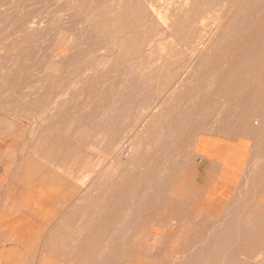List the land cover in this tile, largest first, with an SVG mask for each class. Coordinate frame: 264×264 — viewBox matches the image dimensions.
<instances>
[{
	"label": "rangeland",
	"instance_id": "obj_1",
	"mask_svg": "<svg viewBox=\"0 0 264 264\" xmlns=\"http://www.w3.org/2000/svg\"><path fill=\"white\" fill-rule=\"evenodd\" d=\"M215 1L0 0V80L6 78L4 81H0V96H2V98L0 97V177L2 178L0 181V199L4 200L0 211L3 212L2 214L5 213L6 216L1 221L3 228L9 233L12 240L17 241L16 245L9 244L2 247L0 255H3L14 246L17 250L24 249V251L31 252L35 256L34 261H36L38 256L39 259L43 255L52 256L55 248L62 247L58 243H66L68 245V240H66L67 242L61 241L60 237L69 233H75L80 226H84L85 218L81 219L78 211L84 207L82 200H88L91 197L89 193H94L92 191L94 187H97L99 195L112 188L115 190V195H111L110 200H105V203L102 202L108 214L103 213L97 221V223L101 222V224L103 222L106 226L112 224L113 226L110 225V227L112 226L111 229H106L108 230L107 233L115 232L118 220L121 217L123 219L125 216L126 205L127 207L131 205L129 203L130 200H139L146 192L148 194L149 189H152L151 183L154 180L149 175H145V171H148V169L152 170V178L158 176L157 172L154 173V171L163 167L165 156L163 154L165 151L162 150L169 147L173 141H176L174 151H177L179 161V164L176 166L177 175H183L179 178V181L177 180V183L179 186L182 187L184 185L188 189H190L189 186L194 187L195 185L197 187L193 190H196V193H188L183 197V200L186 201L184 207L189 208L191 214L199 212L203 216L211 218V222L219 220L225 215L227 207L233 201L229 199L238 191L237 184L243 178V173L245 171L249 172L253 167L259 166L260 162L264 159V133L261 132L254 135L247 133L244 128L246 127L245 122L240 126H237L234 122L237 121L239 116H235L233 119L232 116H226L224 120L228 118L234 120L233 123H226L227 125L217 123L218 118L215 117H217L222 107V102L226 101V99L222 98V102L219 105H216L217 102H215L216 106H213L214 98H219L217 91L220 86H223V91L226 90L228 99H233L235 96L244 99V106L239 110L240 112L248 111V107L251 104L258 105L260 112L262 110L264 112V39L262 40L264 37V17L262 12L258 15L260 10L257 9L259 7L255 6L257 3H261L259 2L260 0L255 2V7L251 8L246 18H242L243 20L235 19L236 16L240 15L241 12L239 11H242L240 6H235V0ZM217 2L219 3L217 4ZM131 6H134V8ZM200 9L203 11L201 12ZM249 13L251 15L252 13H257L256 16L255 14L252 16L254 20L256 18L255 23L251 22ZM197 14L200 15L198 16ZM249 17L250 19H248ZM90 21L93 22L91 23ZM234 25L238 30L241 28L239 32L237 30L238 34L236 33V36H244L245 39L243 37L237 40H234V37L222 39L226 31L229 32L231 29H235ZM94 31H98L97 35ZM86 34L90 35V38H87ZM93 34L98 38L96 36L93 38ZM95 41H99L100 43L98 42L97 44ZM235 43L246 44V49L234 47L228 49V52H225L226 48L225 50L224 48L221 49V47L215 49V46ZM101 44L104 45L102 46ZM99 46H101V49L98 50ZM105 46L106 50L104 51ZM110 51L111 56L108 55ZM213 51L215 54H210L214 53ZM101 55L106 56L101 57ZM99 57L109 61L106 62L104 60L107 63L104 64V62H100L101 59ZM203 58L204 61L202 62ZM94 60L95 63L93 62ZM97 60L98 63L100 62V65L96 62ZM227 61L230 62L228 63ZM101 63L105 65L104 69ZM97 65H99L98 70L96 69ZM198 65L201 66L199 67ZM88 67L89 69H87ZM117 67L119 68L116 69ZM128 67L134 72L133 75L137 76L138 79L134 76L135 81H130L133 75L131 73V77L129 76L128 73L130 72H127ZM196 67L197 69H195ZM94 68L98 73L95 72ZM211 69H215L216 73L218 72L217 81L222 85L220 84L218 88H213L212 92L209 91L204 94L205 90H202V88L206 89L208 87L205 85H208L207 81L210 79L208 73H213ZM216 69L218 70L216 71ZM113 70L115 71L114 73ZM125 71L129 77L124 73ZM12 72L13 74H11ZM231 72H235V74L232 76ZM84 73L85 75L86 73L88 74L86 75V79L84 78ZM142 74L145 76H142ZM230 75L232 78L228 77ZM125 77L127 78V82L131 83L130 85L126 83ZM78 78L81 79L76 80ZM199 78H202L200 80L203 81H200ZM136 80L139 81L138 84ZM223 81L224 83H222ZM257 82L263 83L262 90H259L255 86ZM40 83L44 84V87ZM126 85H129L130 89ZM118 86L120 87L118 88ZM137 86L138 90H136ZM146 86L147 88H145ZM239 86L242 88L240 89ZM121 87L123 89L122 93ZM125 87L127 88L126 90ZM143 88L146 90H143ZM183 89L185 90L183 91ZM63 90L67 92L65 93ZM256 90L259 95H257ZM61 91L65 94H58ZM118 92L120 93L119 96H117ZM147 92L149 93L148 95ZM158 93L159 95L157 96ZM197 93L199 94L198 98ZM1 94H4V96ZM50 95L51 97H49ZM139 95L142 97L136 100V97ZM151 95L155 104L151 102ZM154 96H157V100H155ZM122 97L126 98L125 103L120 99ZM175 97L178 99L176 100ZM18 98L22 100L20 101ZM62 98H66L67 100ZM190 98L194 102L188 103L187 106L194 108L196 101H198L194 110L197 109L200 117L195 119L197 116L194 115V122L192 119H183L184 117L181 119L179 117L177 118L178 120L176 119L177 123L173 121L170 125V119H167L168 112L170 110L172 113L176 111L175 115L179 116L183 108L187 111V107L185 106L181 105L178 108V102L180 100L184 102V100L188 99L191 101ZM200 98L203 100L201 101ZM217 98L216 101L218 100ZM7 99L13 100V102ZM118 99L122 105L119 106L120 109L115 104V102L118 104ZM134 99L136 100V104ZM231 101L234 103L233 100ZM30 102L34 103L31 104ZM149 102L154 106H151ZM139 106L142 107L140 108ZM113 107L114 110L119 109L120 111L112 110ZM211 107L213 108L211 109ZM54 108H56V112ZM101 108L104 113L101 112ZM148 108H151V110H148ZM58 109L64 110L61 112ZM254 110L251 109V111ZM97 111L99 114L95 113ZM111 111H113L112 115L114 117L111 116ZM93 112L95 115L91 116L93 114L90 115V113ZM53 114L56 115L54 116ZM240 114L238 113V115ZM94 117L95 119H93ZM115 117L117 119L116 124ZM90 118L92 120H89ZM72 119L74 120L73 124H71ZM161 124L162 126H160ZM59 125L63 126H60L56 130ZM155 125L158 126L154 130ZM167 125L172 130L171 132L166 127ZM185 125L187 126L184 129L183 126ZM64 126L65 130L63 132ZM176 126L177 128L180 127L179 130ZM95 127L99 128L95 129ZM163 127L168 131L163 130ZM66 128L70 129L68 130L69 133L66 131ZM85 128H87V131ZM157 130L159 131L156 132ZM65 131L67 134H65ZM88 133L89 139H87ZM162 133L164 134L161 135ZM84 134L86 136H83ZM109 134L110 136H108ZM158 134L166 141L162 140L161 136L159 137L161 139L158 140L155 137V135L159 136ZM153 136L156 138L155 141ZM156 143L159 145L155 146ZM136 145H140V149L146 155L144 156V161H146L144 164L141 162V167L134 168L135 171H132L133 173L130 172L126 177L120 178L124 167L118 166L120 165L119 160H126L131 156V152H134ZM90 146H92V149ZM118 146L120 148L117 150ZM100 150H102V153L99 152ZM86 155L88 156L87 158ZM195 159L197 161L193 163ZM156 161L158 162L156 163ZM153 166L155 167L153 168ZM107 170H109V173L106 172ZM112 170L113 172L114 170L119 172L116 173V176L112 179L113 181L107 182L108 184L105 188L102 185L103 189L100 185L102 181H107V175ZM105 172L106 177L103 175ZM140 174L141 176H139ZM136 176H139V180L134 182ZM105 178L106 180H104ZM182 178L183 182L181 183ZM123 182L127 183L125 185L126 189L136 191L133 197H127L129 199L124 197L123 199L122 195L118 194ZM202 188L204 194L199 191ZM100 189L102 192H100ZM258 195H261L263 199L259 200L257 196H254V198L248 197L247 199L249 200H241L242 205L244 204L243 210H245L244 212L242 210L244 215L239 211L228 213L231 218L233 217V221L238 219L242 221L247 220L248 211L255 203L259 201L264 202V189H260ZM165 199L167 200L166 195L159 198V200ZM116 200H123L122 205L125 208L112 207L113 204H116ZM158 208L166 209L169 208V205L162 203ZM101 209L102 207L98 211ZM89 210L94 212L96 209L92 207ZM160 213L164 216L167 214V211H161ZM70 223L73 225L75 223V226L72 225L69 228L71 226ZM175 227L176 225H174L172 230L176 229ZM168 231L163 227L155 225L143 231L145 234L147 232L152 234L147 236V238H152L155 234L164 236V242L157 248V251L161 254L164 253V255L167 254L166 256L173 254V247H171L173 237L167 235ZM97 232H101L99 228L92 230V233L99 237ZM13 234H15L14 238L11 236ZM55 241H58L57 244ZM99 244V240H94L93 247H90L89 251H94L96 248L94 246ZM74 247L80 249L82 245L74 243ZM252 247L255 248L256 252L254 250L252 252L255 253L250 252L249 255L254 254L255 258L250 259L249 262L257 264L263 261L264 242L262 245L260 244L256 247L247 246L248 249ZM180 253H178V256L183 255ZM56 259L57 263L64 260L60 256L56 257ZM155 259L140 257L137 258L136 263L166 264L164 260L159 261ZM0 264L8 263L2 261L0 258ZM24 264L29 263L26 262Z\"/></svg>",
	"mask_w": 264,
	"mask_h": 264
},
{
	"label": "bare ground",
	"instance_id": "obj_2",
	"mask_svg": "<svg viewBox=\"0 0 264 264\" xmlns=\"http://www.w3.org/2000/svg\"><path fill=\"white\" fill-rule=\"evenodd\" d=\"M209 1V0H208ZM216 1H218V0H216ZM215 1V2H216ZM231 1V0H230ZM201 2V1H200ZM255 2H257V0H235V2H234V4H235V6L236 7H239L240 6V9L242 10V11H239V12H241L240 13V15H238V16H236V18L235 19H241V20H243L244 18H246V16H247V13L251 10V8H254L255 6H257V7H259V8H257V9H259L260 11L258 12V10L256 9V11L258 12V15H259V13L260 12H262L263 13V17H264V0H260L259 2H261V3H257V5H255ZM205 3V2H204ZM219 2H217V4H218ZM230 3V2H229ZM201 4V3H200ZM215 4V3H214ZM143 5V4H142ZM220 5H222V4H220ZM231 5H232V3H231ZM255 5V6H254ZM259 5V6H258ZM113 6V5H112ZM121 6V5H120ZM128 6V5H127ZM135 6V5H134ZM134 6H131V7H133L134 8ZM203 6H205V4H203ZM202 6V7H203ZM213 6V5H212ZM110 7V6H109ZM126 7V6H125ZM206 7V6H205ZM208 7V6H207ZM99 8V7H98ZM132 8V9H133ZM105 9V8H104ZM225 9V8H224ZM224 9H223V12H224ZM226 9H227V7H226ZM228 9H229V7H228ZM106 10H108V9H106ZM105 10V11H106ZM126 10V9H125ZM138 10V9H137ZM143 10H145V9H143ZM102 11V10H101ZM104 11V12H105ZM129 11V10H128ZM148 11V10H147ZM200 11H201V9H200ZM203 11V10H202ZM201 11V12H202ZM222 12V13H223ZM227 12V11H226ZM225 12V13H226ZM239 12H238V14H239ZM255 12V11H254ZM97 13H98V11H97ZM96 13V14H97ZM128 13H130V12H128ZM133 13V12H132ZM136 13V12H135ZM134 13V14H135ZM197 13V12H196ZM203 14H204V12H203ZM250 14V13H249ZM255 13H252V15L250 14V17H251V22L252 23H255L256 22V18H255V20L253 19V15H254ZM257 14V13H256ZM256 14H255V16H256ZM104 15V14H103ZM112 15V14H111ZM131 15H133V14H131ZM198 16L200 15V14H197ZM235 15V14H234ZM135 16V15H134ZM224 16H225V14H224ZM117 17V16H116ZM133 17V16H132ZM231 17V16H230ZM250 17L248 18V19H250ZM96 18V17H95ZM99 18V17H98ZM243 18V19H242ZM100 19H101V17H100ZM116 19V18H115ZM219 19V18H218ZM230 19V18H229ZM93 20V19H92ZM221 20V19H220ZM219 20V21H220ZM240 20V21H241ZM98 21V20H97ZM96 21V22H97ZM119 21H120V19H119ZM239 21V22H240ZM91 22V21H90ZM89 22V23H90ZM93 22V21H92ZM91 22V23H92ZM110 22H112V21H110ZM118 22V21H117ZM237 22V21H236ZM235 22V23H236ZM242 23H243V21H241ZM109 23V22H108ZM107 23V24H108ZM179 23V22H178ZM177 23V24H178ZM232 23V22H231ZM230 23V24H231ZM264 23V22H263ZM174 24V23H173ZM176 24V23H175ZM218 24V23H217ZM240 24V23H239ZM252 25V24H251ZM107 26V25H106ZM229 26V25H228ZM237 26V25H236ZM234 27H235V25H234ZM233 27V28H234ZM252 27H253V25H252ZM255 27V26H254ZM251 28V27H250ZM109 29V28H108ZM125 29V28H124ZM226 29H228V28H226ZM229 29H231V28H229ZM240 29L241 28H239V30L235 27V29H231L229 32L228 31H226V33H225V35L222 37V39H227V38H229L230 39V37H234V40H237V39H242V37H243V39H245V37L244 36H242V37H239L238 35L236 36V33H237V30H238V32L240 31ZM246 29V28H245ZM89 30V29H88ZM90 30H92V29H90ZM100 30V29H99ZM105 30V29H104ZM126 30H127V27H126ZM125 30V31H126ZM223 30V29H222ZM246 30H248V29H246ZM93 31V30H92ZM91 31V33H93ZM123 31V30H122ZM245 31V30H244ZM88 32H90V31H88ZM96 31H94V33H95ZM98 32V31H97ZM97 32H96V35H97ZM248 32V31H247ZM87 33V32H86ZM222 34V33H221ZM238 34V33H237ZM94 35V34H93ZM96 35H94V36H92L93 38H95V36ZM86 36H87V38L90 36H88L87 34H86ZM85 36V37H86ZM221 36V35H220ZM116 37V36H115ZM90 38V37H89ZM92 38V39H93ZM96 38H98L97 36H96ZM117 38V37H116ZM86 39V38H85ZM91 39V40H92ZM264 39V37L262 38V40ZM88 41H90V40H88ZM224 41V40H223ZM232 41H233V39H232ZM239 41V40H238ZM97 42V44H98V42L99 41H95V43ZM105 42V41H104ZM229 42V41H228ZM247 42V41H246ZM245 42V43H246ZM87 43V42H86ZM94 43V42H93ZM92 43V44H93ZM100 43V42H99ZM219 43V42H218ZM217 43V44H218ZM84 44V43H83ZM96 44V45H97ZM105 44V43H104ZM104 44H101L102 46L104 45ZM107 44H109V43H107ZM225 44V43H224ZM95 45V44H94ZM215 46V45H214ZM101 46H99L98 47V50L99 49H101L100 48ZM218 47H221V49H223L224 48V50H225V48H226V51L225 52H228L229 50L228 49H231V48H239V49H246V44H238V43H235V44H228V45H222V46H215V49H217ZM107 49H108V47H107ZM249 49H250V47H249ZM106 50V46H105V49H104V51ZM110 50V49H109ZM108 51V50H107ZM216 51H218V50H216ZM14 52H16V51H14ZM206 52V51H205ZM214 52V51H213ZM219 52V51H218ZM221 52V51H220ZM233 52V51H232ZM232 52H230V53H232ZM249 52V51H248ZM261 52V51H260ZM115 53V52H114ZM129 53V52H128ZM131 53V52H130ZM222 53V52H221ZM133 54V53H132ZM210 54H215V52L214 53H210ZM209 54V55H210ZM227 54V53H226ZM108 55H110L111 56V51H110V54H108ZM222 55V54H221ZM230 55V54H229ZM106 56V55H105ZM105 56H102L101 55V57H105ZM204 56V55H203ZM209 57V56H208ZM231 57V56H230ZM71 58V57H70ZM100 58V57H99ZM114 58V57H113ZM115 58H116V56H115ZM229 58V57H228ZM239 58V57H238ZM254 58H256V57H254ZM253 58V60L255 61V59ZM101 59V58H100ZM106 59H109V58H106ZM226 59V58H225ZM230 59V58H229ZM229 59H227V60H229ZM14 60V59H13ZM13 60H11V61H13ZM59 60H61V59H59ZM69 60V59H68ZM99 60V59H98ZM98 60L96 61L97 63H98ZM101 60H103V61H101ZM100 60V62H104V64H107V63H105V58H102ZM105 60V61H104ZM113 60V59H112ZM117 60H118V58H117ZM143 60V59H142ZM200 60V59H199ZM245 60V59H244ZM15 61V60H14ZM58 61V60H57ZM109 60H107L106 62H108ZM204 61V58L202 59V62ZM226 61V60H225ZM230 61H231V59H230ZM229 61V62H230ZM252 61V60H251ZM59 62V61H58ZM57 62V63H58ZM62 62V61H61ZM76 62V61H75ZM94 63H95V60L93 61ZM99 62V63H100ZM200 62V61H199ZM228 62V61H227ZM228 62V63H229ZM243 62V61H242ZM60 63V62H59ZM58 63V64H59ZM65 63H67L66 61H65ZM64 63V64H65ZM98 63V64H99ZM101 63V64H102ZM114 63V62H113ZM145 63V62H144ZM143 63V64H144ZM206 63V62H205ZM209 63H210V61H209ZM209 63H208V65H209ZM224 63V62H223ZM228 63H227V66H228ZM249 63H250V61H249ZM15 64V63H14ZM75 64V63H74ZM240 64H241V62H240ZM12 65H13V62H12ZM59 65H61V64H59ZM100 65V64H99ZM99 65H97L98 67H96V69L97 68H99ZM103 65V64H102ZM110 65V64H109ZM202 65V64H201ZM200 65V66H201ZM205 65V64H204ZM225 65H226V63H225ZM1 66V65H0ZM92 66H95V65H92ZM104 66L105 65H103V69H104ZM119 67H121L120 65H118ZM136 66V65H135ZM141 66V65H140ZM199 66V65H198ZM199 66V67H200ZM9 67V66H8ZM7 67V68H8ZM119 67H117L116 69H118ZM133 67V66H132ZM213 67V66H212ZM226 67V66H225ZM224 67V68H225ZM6 68V69H7ZM92 68V67H91ZM130 70H129V69ZM127 69L129 70H127V72H130V73H128L129 74V76L131 75V73H132V75L134 74V72H132L131 71V68L130 67H128ZM220 68H221V66H220ZM87 69H89V67L87 68ZM95 68H94V70H95V72L96 73H98V69L96 70ZM101 69V68H100ZM115 69V70H116ZM138 69V68H137ZM142 69V68H141ZM195 69H197V67L195 68ZM200 69V68H199ZM93 70V69H92ZM91 70V71H92ZM121 70V69H120ZM119 70V71H120ZM212 70V69H211ZM215 70V69H214ZM214 70H212L213 71V73L212 74H210V73H208L210 76H208L210 79H209V81H207V83H208V85L206 84L205 86H208V87H206V89L205 88H202V90H205L204 91V94H205V92H209V91H213L212 89L213 88H218L219 87V85L221 84H219V81H217V77H218V75H217V73L214 71ZM218 69H216V71H217ZM222 70V69H221ZM103 71V70H102ZM101 71V72H102ZM116 71H118V70H116ZM203 71H204V69H203ZM222 71H224V70H222ZM240 71V70H239ZM115 71L113 70V73H114ZM138 72V71H137ZM211 72V71H210ZM254 72V71H253ZM9 73H10V71H9ZM15 73V72H14ZM94 73V72H93ZM99 73H100V70H99ZM125 74H126V71L124 72ZM123 73V74H124ZM136 73V72H135ZM193 73H195V71H193ZM193 73H191V74H193ZM197 73H198V71H197ZM232 73V72H231ZM230 73V74H231ZM256 73V72H255ZM7 74V73H6ZM11 74H13V72L11 73ZM128 74H126L127 76H128ZM219 74H221V73H219ZM233 74H235V72L234 73H232V76H233ZM238 74V73H237ZM5 75V74H4ZM9 75V74H8ZM86 75H88L87 73H86ZM86 75H85V73H84V78L86 79L87 77H86ZM125 75V76H126ZM249 75V74H248ZM251 75V74H250ZM3 76V75H2ZM126 76V77H127ZM128 76V77H129ZM134 76L135 75H133V78L131 77V80L130 79H128V80H130V81H132V80H134ZM142 76H145V75H143L142 74ZM197 76H198V74H197ZM83 77V76H82ZM125 77V78H126ZM136 78H137V76H135ZM188 77V76H187ZM229 78H232L231 77V75L230 76H228ZM40 78V77H39ZM203 78V77H202ZM202 78H199V80L200 79H202ZM237 78V77H236ZM235 78V79H236ZM6 79V78H5ZM4 79V80H5ZM37 79V78H36ZM35 79V80H36ZM79 79H81V78H78V79H76V80H79ZM83 79V78H82ZM124 79V78H123ZM138 79V78H137ZM184 79H186V78H184ZM183 79V80H184ZM241 79V78H240ZM240 79H239V82H240ZM2 80V79H1ZM0 80V81H1ZM4 80H2V81H4ZM182 80V81H183ZM193 80V79H192ZM191 80V81H192ZM224 80H226V79H224ZM227 80H228V78H227ZM226 80V81H227ZM123 81V80H122ZM126 83H129V81L127 82V78H126ZM135 81V80H134ZM133 81V82H134ZM137 81V80H136ZM200 81H203V80H200ZM205 81V82H206ZM225 81V82H226ZM231 81V80H230ZM7 82V81H6ZM8 82H9V80H8ZM36 82V81H35ZM35 82H33V83H35ZM75 82V81H74ZM138 82L139 81H137V84H138ZM141 83H143L142 81H140ZM237 82V81H236ZM246 82V81H245ZM42 83H44L45 84V82H43L42 81ZM194 83V82H193ZM198 83H200V82H198ZM222 83H224V81L222 82ZM248 83H249V81H248ZM36 84V83H35ZM37 84H38V82H37ZM41 84V83H40ZM44 84H41L43 87H44ZM74 84V83H73ZM125 84V83H124ZM131 83H129V85H130ZM135 84H136V82H135ZM140 84V83H139ZM229 84V83H228ZM237 84V83H236ZM244 84V83H243ZM40 85V86H41ZM47 85H48V83H47ZM46 85V86H47ZM54 85V84H53ZM74 85H77V84H74ZM129 85H126V86H128L129 87ZM183 85V84H182ZM203 85H204V83H203ZM222 85V84H221ZM241 85V84H240ZM3 86V85H2ZM36 86V85H35ZM78 86H79V84H78ZM124 86V85H123ZM122 86V87H123ZM132 86V85H131ZM133 86H136V85H133ZM140 86V85H139ZM198 86V85H197ZM232 86V85H231ZM255 86H257L258 87V89L259 90H262V87H263V83L262 82H257V85H255ZM80 87V86H79ZM78 87V88H79ZM117 87V86H116ZM120 86H118V88H119ZM122 87H121V89H122ZM180 87H181V85H180ZM191 87V86H190ZM235 88H237L236 86H234ZM240 87V86H239ZM246 87H247V84H246ZM53 88V87H52ZM68 88V87H67ZM72 88H73V86H72ZM82 88V87H81ZM132 88V90L133 91H135L134 89H133V87H131ZM145 88H147V86L145 87ZM145 88H143V90L145 89ZM175 88V87H174ZM196 88V87H195ZM209 88H211V89H209ZM242 87H240V89H241ZM0 89H1V85H0ZM37 89H39V88H37ZM74 89V88H73ZM73 89H72V91H73ZM120 89V90H121ZM127 88L125 87V90H126ZM128 89H130V87L128 88ZM142 89V88H141ZM173 89V88H172ZM187 89V88H186ZM193 89V88H192ZM233 90H234V88H232ZM43 90V89H42ZM41 90V91H42ZM49 90V89H48ZM67 90V89H66ZM69 90V89H68ZM75 90V89H74ZM136 90H138V86H137V89ZM146 90V89H145ZM164 90V89H163ZM185 89H183V91H184ZM194 90V89H193ZM224 90V87L223 86H220L219 88H218V91H217V93L219 94V98H217L218 100L216 101V98H214L215 99V101H214V104H213V106H216V105H219V103H221L222 102V98H224V99H226V101H223L222 102V107H221V109L219 110V112H218V115H217V117H215V118H218V120H217V123H220L221 125H222V123H224L225 125H227L226 123H233V121L234 120H230L231 118H228L227 120H224V118L226 117V116H232V119L235 117V116H239L238 118H237V121H234L235 123H236V125L237 126H240L241 124H243V122H245L246 123V127H244L245 128V131L247 132V133H252L253 135L254 134H260L261 132H263L264 133V112H260V110H259V108H258V105L257 106H255V104H251V106H252V108H251V106H249L248 107V111L246 110L245 112H240L239 110L241 109V108H243V106H244V99L242 98V97H237V96H235L233 99H228V96H227V93H226V90L225 91H223ZM230 90H231V88H230ZM236 90V89H235ZM237 90H238V88H237ZM39 91V90H38ZM64 91V90H63ZM129 91V90H128ZM127 91V92H128ZM141 92H142V90H140ZM139 91V92H140ZM147 91H148V89H147ZM179 91H180V89H179ZM201 91V90H200ZM214 91H216V90H214ZM240 91H242V90H240ZM257 91V90H256ZM37 92V91H36ZM36 92H34L35 94H36ZM62 92V91H61ZM58 93V94H62L63 95V93L65 92H62V93ZM67 92V91H66ZM65 92V93H66ZM78 92V91H77ZM123 92V89L121 90V93ZM140 92V93H141ZM149 92H151V91H149ZM154 92V91H153ZM230 92V91H229ZM239 92V91H238ZM261 92V91H260ZM64 93V94H65ZM130 93V92H129ZM138 93V92H137ZM145 93H146V91H145ZM145 93H144V95H145ZM155 93V92H154ZM159 93H160V91H159ZM159 93L157 94V96L159 95ZM177 93H178V91H177ZM233 93V92H232ZM241 93V92H240ZM7 94V93H6ZM5 94V95H6ZM69 94V93H68ZM68 94H66V95H68ZM119 92H118V94H117V96H119ZM134 94V93H133ZM132 94V95H133ZM149 93L147 92V95H148ZM151 94V93H150ZM194 94V93H193ZM198 94V93H197ZM199 94H200V92H199ZM199 94L197 95V98H198V96H199ZM237 94V93H236ZM1 95H3L4 96V94H1ZM34 95V94H33ZM74 95V94H73ZM102 95V94H101ZM128 95V94H127ZM141 95H143V94H141ZM154 95V94H153ZM238 95V94H237ZM241 95V94H240ZM253 95V94H252ZM257 95H259V93H258V91H257ZM12 96H13V94H12ZM59 96V95H58ZM57 96V97H58ZM69 96H70V94H69ZM77 96H79V95H77ZM116 96V95H115ZM115 96H113V97H115ZM129 96V95H128ZM156 96V97H157ZM176 96H177V94H176ZM179 96V95H178ZM182 96V95H181ZM1 98H2V96H0ZM15 97V96H14ZM29 97V96H28ZM48 97V96H47ZM46 97V98H47ZM49 97H51V95L49 96ZM68 97V96H67ZM109 97V96H108ZM125 97H127V96H125ZM130 97V96H129ZM132 97V96H131ZM140 97H142V96H138V97H136V100H138L137 98H140ZM151 97H152V95H151ZM156 97L154 96V98H155V100H157L156 99ZM194 97H195V95H194ZM193 97V98H194ZM13 98V97H12ZM60 98V97H59ZM73 98V97H72ZM135 98V97H134ZM163 98V97H162ZM192 98V97H191ZM191 98H190V100H191ZM202 98V97H201ZM200 98V100L202 101L203 99H201ZM9 99H10V97H9ZM9 99H7V100H9ZM18 99H20V98H18ZM24 99H26V98H24ZM48 99V98H47ZM56 99H58V98H56ZM62 99H66V98H62ZM62 99H60V100H62ZM82 99V98H81ZM120 99H122V102H124L125 101V99L122 97V98H120ZM124 99V100H123ZM170 99V98H169ZM174 99V98H173ZM175 99H176V97H175ZM178 99V98H177ZM176 99V100H177ZM196 99V98H195ZM255 99V98H254ZM15 100V99H14ZM22 99H20V101H21ZM35 100V99H34ZM67 100V99H66ZM72 100V99H71ZM107 100V99H106ZM128 100V99H127ZM132 100H133V97H132ZM136 100L134 99V102H135V104H136ZM152 100V101H151ZM150 101L152 102V103H154L153 102V97H152V99H151ZM184 100V99H183ZM231 100H233V102L234 103H232V101ZM9 101H12L13 102V100H9ZM62 101H65V100H62ZM62 101H61V103H62ZM193 100H191V101H189V99L188 100H184V102H182V100H180L179 102H178V105H179V107L178 108H180V106L182 105V106H185V107H187V111H185L184 109L185 108H183V110L179 113V116H176L175 115V110H176V108H175V112L174 113H172V111L170 112H168L169 114H167V119H170V125H171V123L173 122V121H176V123H177V118H179V117H181V119H182V117H184L183 119H192L193 120V122H194V120L195 119H198V117H200L199 115V113L197 112V109L196 110H194L195 109V106H197V102L198 101H196V105L194 106V108H191L190 106H187V104L188 103H193L192 102ZM200 101V102H201ZM7 102V101H6ZM56 102H57V100H56ZM71 103H72V101H70ZM103 103H104V101H102ZM113 102V101H112ZM111 102V103H112ZM156 102V101H155ZM170 102V101H169ZM173 102V101H172ZM215 102H217V104L215 105ZM9 103H11V102H9ZM31 104H33L32 102H30ZM125 103V102H124ZM131 103H132V101H131ZM142 103V102H141ZM150 103V102H149ZM190 103V104H191ZM64 104H66V103H64ZM115 104H116V106L119 108V106L121 105V103H119V99H118V104L115 102ZM114 104V105H115ZM151 104V103H150ZM155 104V103H154ZM167 104V103H166ZM173 104H174V102H173ZM173 104H172V106H173ZM59 105V104H58ZM133 105H134V103H133ZM139 105V104H138ZM146 105H148V104H146ZM168 105V104H167ZM28 106H29V104H28ZM122 106V105H121ZM130 106V105H129ZM151 106H154L153 104H151ZM174 106H175V104H174ZM173 106V107H174ZM260 106V105H259ZM59 107V106H58ZM140 108L142 107V106H139ZM138 107V108H139ZM146 107V106H145ZM193 107V106H192ZM204 107H205V105H204ZM203 107V108H204ZM60 108V107H59ZM64 108H65V106H64ZM98 108H100V107H98ZM130 108H132V107H130ZM139 108V109H140ZM156 108H157V106H156ZM191 108V109H190ZM213 107H211V109H212ZM97 109V108H96ZM120 109V108H119ZM119 109H117V110H119ZM135 109V108H134ZM174 109V108H173ZM172 109V110H173ZM251 109H255L254 111H251ZM264 109V108H263ZM54 110H55V112H56V108H54ZM53 110V111H54ZM58 110H61V109H58ZM62 110H64V109H62ZM62 110H61V112H62ZM98 110V109H97ZM112 110H114V107H113V109ZM117 110H114V111H117ZM144 110V109H143ZM147 110V109H146ZM145 110V111H146ZM148 110H151V108L149 109L148 108ZM153 110V109H152ZM160 110V109H159ZM163 110V109H162ZM201 110V109H200ZM214 110V109H213ZM258 110V111H257ZM99 111H100V109H99ZM120 111V110H119ZM203 111V110H202ZM209 111V110H208ZM212 111V110H211ZM44 112V111H43ZM49 112H50V110H49ZM59 112V111H58ZM101 112L102 113H104V111L102 110V108H101ZM109 112V111H108ZM112 113H111V116H113L112 114H113V111H111ZM163 112V111H162ZM166 112V113H167ZM85 113V112H84ZM83 113V114H84ZM95 113H98V111L97 112H95ZM101 113V114H102ZM119 113V112H118ZM161 113V112H160ZM213 113V112H212ZM238 113H241L240 115H238ZM57 114V113H56ZM56 114H53L54 116L56 115ZM61 114V113H60ZM82 114V113H81ZM91 114H93V115H91ZM99 114V113H98ZM97 114V116H99ZM158 114V113H157ZM162 114V113H161ZM177 114V113H176ZM209 114V113H208ZM210 114H211V112H210ZM224 114V115H223ZM40 116H41V114H39ZM38 115V116H39ZM90 115L91 116H94L95 114H94V112L93 113H90ZM107 115V114H106ZM166 115V114H165ZM197 116V117H195V119H193V116ZM206 115V114H205ZM212 115V114H211ZM96 116V117H97ZM103 116V115H102ZM117 116V115H116ZM147 116V115H146ZM153 116V115H152ZM58 117H59V115H58ZM100 118H101V116H99ZM114 117V116H113ZM144 117V116H143ZM210 117V116H209ZM78 118V117H77ZM98 118V117H97ZM96 118V119H97ZM142 118V117H141ZM156 118V117H155ZM82 119H83V117H82ZM93 119H95V117L93 118ZM108 119L110 120V118L108 117ZM112 119H114V118H112ZM123 119H125V118H123ZM172 119V120H171ZM177 119V120H176ZM201 119V118H200ZM89 120H92V118H90ZM98 120V119H97ZM109 120H108V122H109ZM116 117H115V124H116ZM144 120V119H143ZM145 120H146V117H145ZM213 120H215V119H213ZM72 122H74V120L72 119L71 120V124H73ZM163 122H164V120H163ZM179 122H180V120H179ZM89 123V122H88ZM94 123H95V120H94ZM106 123V122H105ZM153 123H155V122H153ZM162 123V122H161ZM167 123V122H166ZM168 123V124H169ZM185 123H187V122H185ZM216 122H215V124H217ZM70 124V123H69ZM75 124V123H74ZM102 124V123H101ZM143 124V123H142ZM151 124V123H150ZM174 124H175V122H174ZM197 124H198V120H197ZM215 124H213L214 126H217V125H215ZM76 125V124H75ZM110 125H112V124H110ZM159 125V124H158ZM157 125V126H158ZM169 125V126H170ZM176 125V124H175ZM180 125V124H179ZM60 126L61 125H59V127L58 128H56V130L57 129H59L60 128ZM63 126V125H62ZM61 126V127H62ZM68 126V125H67ZM97 126V125H96ZM107 126V125H106ZM117 126V125H116ZM151 126V125H150ZM156 126V125H155ZM157 126L156 127H154V130H155V128H157ZM160 126H162V124L160 125ZM187 125H185V126H183L184 127V129H185V127H186ZM210 126V125H209ZM208 126V127H209ZM166 127H168V125L166 126ZM188 127H190V126H188ZM218 127V126H217ZM65 128V126L63 127V132H64V129ZM69 128V127H68ZM68 128H66L67 130L66 131H68V130H70V129H68ZM70 128H71V126H70ZM97 127H95V129H96ZM99 128V127H98ZM97 128V129H98ZM106 128V127H105ZM112 128H114V127H112ZM152 128V127H151ZM159 128H162V127H159ZM165 127H163V130H165L164 129ZM176 128H177V126H176ZM179 128L180 127H178L177 129L179 130ZM84 129V128H83ZM87 128H85V130H86ZM170 129V127H168V130ZM177 129H176V132H177ZM183 129V128H182ZM191 129V128H190ZM213 129V128H212ZM211 129V130H212ZM214 129H215V127H214ZM218 129V128H217ZM80 130V129H79ZM81 130H82V128H81ZM115 130H117L116 128H115ZM159 130H161V129H159ZM159 130H157L156 132H158ZM167 130V129H166ZM165 130V131H166ZM167 130V131H168ZM229 130V129H228ZM237 130V129H236ZM236 130H234V131H236ZM60 131V130H59ZM62 131H60V132H62ZM65 131V132H66ZM87 131V130H86ZM104 131H106V130H104ZM172 130L170 129V131L169 132H171ZM188 131V130H187ZM213 131V130H212ZM71 132V131H70ZM79 132H81V131H79ZM78 132V133H79ZM89 132V131H88ZM93 132V131H92ZM113 132H115V131H113ZM180 132V131H179ZM211 132V131H210ZM45 133V132H44ZM68 133H69V131H68ZM85 133V132H84ZM160 133V132H159ZM183 133H184V131H183ZM188 133H190V131H188ZM65 134H67V132L65 133ZM80 134V133H79ZM91 134V133H90ZM104 134V133H103ZM115 134V133H114ZM164 133H162L161 135H163ZM177 134V133H176ZM175 134V135H176ZM208 134H209V132H208ZM82 135V134H81ZM159 135V134H158ZM161 135H159V136H156L155 135V137H157V139L159 140V139H161L162 138V136ZM168 135H170V134H168ZM227 135H229V134H227ZM75 136H78V135H75ZM83 136H86L85 134L83 135ZM89 136V133H88V135H87V139H89L90 138V136ZM108 136H110V134L108 135ZM161 136V138H159ZM149 137V136H148ZM154 137V136H153ZM154 137V141H155V138ZM191 137V136H190ZM81 138H82V136H81ZM175 138V137H174ZM184 138H185V136H184ZM103 139V138H102ZM108 139V138H107ZM112 139H113V137H112ZM148 139V138H147ZM152 139V138H151ZM164 138H162V140H163ZM167 139V138H166ZM169 139H171V138H169ZM181 139V138H180ZM106 140V139H105ZM165 140V139H164ZM99 141H101V140H99ZM109 141V140H108ZM153 141V142H154ZM166 141V140H165ZM189 141V140H188ZM187 142V141H186ZM41 143V142H40ZM79 143V142H78ZM93 143V142H92ZM138 143V142H137ZM158 143H161V142H158ZM158 143H156L155 144V146L158 144ZM171 143V142H170ZM175 143H176V141H173L171 144H170V146L169 147H167L166 149H163L162 151H165V153L163 154V156H164V161H163V167L162 168H158L157 170L155 169V171H154V173L155 172H157V177H154V178H152V173H153V171L152 170H150V169H148V171L146 170L145 171V175H149V177L152 179V180H154L150 185L152 186V189L150 190L149 189V192H148V194H147V192L145 193V195L144 196H142V198H140L139 200H130V204L131 205H129L128 207H127V205H126V208H125V206L123 207V200H116V204H113V206L112 207H115V208H125L126 209V213H125V216H124V218L122 219V217L118 220V222H117V225L115 226V232H112V233H107V231L108 230H106V229H111V227L113 226L112 224H109V226H106V224H104L103 222H102V224H101V222L100 223H97V221L100 219L99 217H100V215H102L103 213H107L108 214V211L106 212V209L104 208V206L102 205L103 203H105V200H110V196L111 195H115V190H114V188H112L111 190H107L105 193H102L101 195H99L97 192H98V190H97V187L95 188L94 187V190L92 189V191H94V193H89L90 195H91V197L88 199V200H82L83 201V206L84 207H82V208H80L79 210L80 211H78V215H80V217H81V219H84L85 218V223H84V226H80L79 227V229L75 232V233H69V234H66V235H63L62 237H60L61 239V241H64V242H67L66 240H68V245L65 243V244H61V243H58V244H60L62 247L61 248H55L54 249V256H56V257H58V256H60V257H63V259L64 260H62V261H59L60 262V264H137L136 263V261H137V258H140V257H144V258H149V259H153V258H156L155 260H159V261H162V260H164L165 262H166V264H251L249 261H250V259H253V258H255V256H254V254H251V255H249V253L251 252V253H255L256 252V250H255V248H250V249H248L247 248V246H254V247H256V246H258V245H262V243L264 242V202L263 201H259L258 203H255V205L248 211L249 212V214H248V218H247V220L245 219V221H242V220H235V221H233V217L231 218L230 217V215L228 214V213H235L236 211L238 212H240V213H242V210H243V207H244V204L242 205V201L241 200H249V199H247L248 197H252V198H254V196H257L258 198H259V200H262L263 198H262V196L261 195H258V193H259V190L260 189H264V159L260 162V165L259 166H257V167H253V169L252 170H250L249 172H246L245 170V173H243V178L241 179V181H239L238 182V184H237V189H238V191L236 192V193H234L232 196H231V198L229 199V200H233L232 201V203L229 205V207H227V209H226V211H225V215L221 218V219H219V220H213L212 222H211V218H209V217H205V216H203L201 213H199V212H197V213H195V214H191V212H189V208H186V207H184V204H186V201L185 200H183V197L185 196V195H187L188 193L190 194V193H196V190L195 191H193L195 188H197L195 185H194V187H191V186H189V188L190 189H188V188H186L184 185L181 187V186H179V184L177 183V180L179 181V178L181 177V176H183V175H177V171H176V166L179 164V161H178V158H177V151H174V149H175ZM42 144L44 145V143L42 142ZM163 144V143H162ZM241 144V143H240ZM249 144V143H248ZM264 144V143H263ZM40 145V144H39ZM133 145H134V143H133ZM142 145V144H141ZM159 145V144H158ZM157 145V146H158ZM247 145V144H246ZM121 146V145H120ZM120 146H118V148H117V150L120 148ZM248 146V145H247ZM94 147V146H93ZM121 147H123V146H121ZM147 147V146H146ZM90 148L92 149V146H90ZM147 148H149V147H147ZM146 148V149H147ZM155 148V147H154ZM164 148V147H163ZM232 148V147H231ZM95 149V148H94ZM122 149V148H121ZM90 150V149H89ZM103 150V149H102ZM102 150H100L99 152L100 153H102L101 151ZM133 150V149H132ZM241 150V149H240ZM245 150V149H244ZM91 151V150H90ZM122 151V150H121ZM124 151V150H123ZM146 151V150H145ZM152 151V150H151ZM242 151V150H241ZM261 151V150H260ZM89 152V151H88ZM94 152V151H93ZM98 152V154L100 155V153ZM95 153V152H94ZM132 153V155L131 156H129L126 160H123V159H120L119 160V164L120 165H118L119 167H124L123 169V172L121 173V177L120 178H122V177H126L130 172L131 173H133L132 171H135L134 170V168H137V167H141L142 165H141V162H143V164H144V162L146 161H144V156H146L144 153H143V151L140 149V145H136V147H135V150H134V152L132 151L131 152ZM261 153V152H260ZM91 154V153H90ZM93 154V153H92ZM117 154V153H116ZM122 154V153H121ZM153 154V153H152ZM184 154V153H183ZM87 155H89V154H87ZM86 155V158L88 157ZM96 155V154H95ZM98 155V156H99ZM115 155V154H114ZM127 155V154H126ZM251 155V154H250ZM93 156V155H92ZM97 156V157H98ZM101 156V155H100ZM99 156V157H100ZM123 156V155H122ZM162 156V155H161ZM183 156V155H182ZM98 157V158H99ZM264 158V157H263ZM90 159H91V157L89 158V161H90ZM96 159V158H95ZM162 159V158H161ZM259 159V158H258ZM87 160V159H86ZM152 160H154V159H152ZM156 160V159H155ZM88 161V160H87ZM88 161V162H89ZM187 161V160H186ZM195 161H197L196 159L194 160V162L193 163H195ZM224 161V160H223ZM158 161H156V163H157ZM185 162V161H184ZM111 164V163H110ZM188 164V163H187ZM186 164V165H187ZM226 164V163H225ZM237 164V163H236ZM247 164V163H246ZM201 165V164H200ZM117 166V167H118ZM150 166V165H149ZM216 166V165H215ZM108 167V166H107ZM118 167V168H119ZM148 167V166H147ZM146 167V168H147ZM155 166H153V168H154ZM234 167V166H233ZM248 167H249V165H248ZM112 168V167H111ZM237 168V167H236ZM115 169V168H114ZM179 169V168H178ZM228 169V168H227ZM226 169V170H227ZM246 169V168H245ZM109 170H110V165H109ZM109 170H107L106 172H108L109 173ZM119 170V169H118ZM197 170H199V169H197ZM242 170V169H241ZM99 172V171H98ZM106 172H105V174H103L104 176L106 175ZM119 171H115L114 170V172H113V170H112V172L110 173V174H108L107 175V181H105V182H103L102 181V184L100 185L102 188H103V186H104V188H105V186L108 184L107 182H109V181H111L113 178H114V176H116V173H118ZM232 172V171H231ZM97 173V172H96ZM141 173V172H140ZM180 174V173H179ZM238 174V173H237ZM95 175V174H94ZM95 176H97V175H95ZM139 176H141V174L139 175ZM139 176H136V179L134 180V182H136V181H138L139 180ZM91 177H93L92 175H91ZM106 177V176H105ZM119 177V176H118ZM102 178V177H101ZM104 178V177H103ZM241 178V177H240ZM90 179V178H89ZM98 179H99V177H98ZM91 180H92V178H91ZM104 180H106V178L104 179ZM117 180H119V179H117ZM121 180V179H120ZM220 180V179H219ZM113 181V180H112ZM197 181V180H196ZM228 181V180H227ZM89 182H91L90 180H89ZM101 182V181H100ZM183 182V178L181 179V183ZM98 183V182H97ZM110 183V182H109ZM114 183V182H113ZM132 183V182H131ZM127 183L126 182H123V185L121 186V188H120V193H118V194H121L122 195V197H123V199H124V197L125 198H127V197H133L134 195H135V193H136V191L135 190H133V189H130V190H128V189H126V185ZM184 184V183H183ZM215 184V183H214ZM97 185V184H96ZM103 185V186H102ZM132 185V184H131ZM226 185V184H225ZM115 186V185H114ZM149 186V185H148ZM101 187H99V188H101ZM101 188V189H102ZM103 188V189H104ZM214 188V187H213ZM101 189H100V192H102L101 191ZM222 189V188H221ZM199 191H201L203 194H204V190H203V188L202 189H200ZM230 191V190H229ZM147 194V195H146ZM163 195H166L167 196V200L165 199V200H159V198L161 197V196H163ZM118 196V195H117ZM137 196V195H136ZM89 197V196H88ZM216 197V196H215ZM229 197V196H228ZM86 198V197H85ZM217 198V197H216ZM127 199H129V198H127ZM163 199V198H162ZM210 199V198H209ZM112 200H113V198H112ZM224 200V199H223ZM103 202V203H102ZM165 204V205H169V208H166V209H160V208H158L159 207V205H161V204ZM213 203V202H212ZM128 204V203H127ZM225 205V204H224ZM92 207H94L96 210L94 211V212H92L91 210H89V209H91ZM100 207H102V209L100 210V211H98L99 210V208ZM108 207V206H107ZM110 207V206H109ZM111 207V208H112ZM217 207L219 208V206L217 205ZM245 210V209H244ZM244 210H243V212H244ZM161 211H167V214L166 215H164V216H162V214L160 213ZM235 211V212H234ZM110 212V211H109ZM117 212V211H116ZM212 213V212H211ZM110 214V213H109ZM243 214V213H242ZM211 215V214H210ZM244 215V214H243ZM104 216V215H103ZM106 216V215H105ZM241 217V216H240ZM72 218H73V216H72ZM75 218V217H74ZM119 218V217H118ZM79 220V219H78ZM78 220H76V221H78ZM76 221H74V222H76ZM116 221V220H115ZM71 222V221H70ZM69 223V222H68ZM71 224V223H70ZM70 224H68V225H70ZM77 224V223H76ZM72 225L73 224H71V226L69 227V228H71L72 227ZM110 225H112L111 227H110ZM115 225V224H114ZM152 225H155V226H160V227H163V228H165V229H167V230H169L167 233V235H169V236H172L173 237V240L171 241V247H173V254L172 255H170V256H166L167 254H165L164 255V253L163 254H161V253H159L158 251H157V248L159 247V246H161L162 244H163V242H164V236L163 235H160V234H153L154 236L152 237V238H147V236H149V235H152L150 232H147V234H145V232H143L144 230H147L150 226H152ZM174 225H176V229H174V230H172L173 228H174ZM73 226H75V223H74V225ZM110 227V228H109ZM97 228H99V230L102 232L103 231V233H98L99 234V237H97V235H94L93 233H92V230L93 229H97ZM65 229V228H64ZM58 233V232H57ZM59 234V233H58ZM259 235V236H258ZM60 236H61V234H60ZM58 237V236H57ZM66 237H67V239H66ZM258 238H260V239H258ZM55 239H56V236H55ZM58 239H59V237H58ZM94 240H99L100 241V244L99 245H97V246H94V247H96L95 248V250L94 251H92V252H90L89 250H90V247H93L92 245H93V241ZM56 242V244H57V242L58 241H55ZM74 243H78V244H80V245H82V247L80 248V249H78V248H76V247H74ZM255 250V252H252V251H254ZM177 251V252H176ZM96 252V253H95ZM176 252V253H175ZM181 252V253H180ZM178 253H180V254H183L182 256H178ZM95 254V255H94ZM175 254H177V255H175ZM40 260L42 261V262H44V264L47 262H49V264L50 263H52V264H59V263H57V262H55L53 259L51 260V258H50V256H41V258H40ZM257 264H264V260L263 261H261V262H259V263H257Z\"/></svg>",
	"mask_w": 264,
	"mask_h": 264
},
{
	"label": "crops",
	"instance_id": "obj_3",
	"mask_svg": "<svg viewBox=\"0 0 264 264\" xmlns=\"http://www.w3.org/2000/svg\"><path fill=\"white\" fill-rule=\"evenodd\" d=\"M2 178L0 177V181ZM4 200L0 199V208L3 205ZM3 212L0 211V251L2 247L7 246V245H16L17 241L12 240L10 238L9 233L3 228V225L1 223L2 219H4L5 213L2 214ZM4 216V217H3ZM13 238L15 237V234L11 235ZM2 255V254H1ZM0 255V258L2 261L8 263V264H19V263H29V264H42V261L39 259V256L37 258V262L35 260V256L31 253L28 252L27 250H17L14 246L10 249H8L2 256ZM53 256V257H52ZM50 256L51 260L53 259L55 262H57L56 256L52 255ZM60 264V262H58ZM49 264V263H47ZM52 264V263H51Z\"/></svg>",
	"mask_w": 264,
	"mask_h": 264
}]
</instances>
